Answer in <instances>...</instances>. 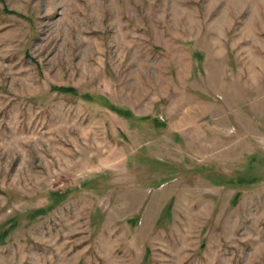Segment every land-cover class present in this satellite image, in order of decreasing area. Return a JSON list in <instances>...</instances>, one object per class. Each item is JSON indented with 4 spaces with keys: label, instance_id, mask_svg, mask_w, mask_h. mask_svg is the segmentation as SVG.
<instances>
[{
    "label": "rangeland",
    "instance_id": "rangeland-1",
    "mask_svg": "<svg viewBox=\"0 0 264 264\" xmlns=\"http://www.w3.org/2000/svg\"><path fill=\"white\" fill-rule=\"evenodd\" d=\"M0 264H264V0H0Z\"/></svg>",
    "mask_w": 264,
    "mask_h": 264
}]
</instances>
